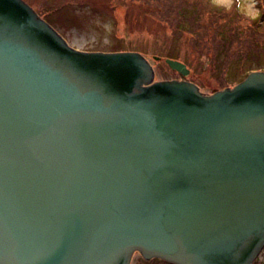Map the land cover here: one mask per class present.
<instances>
[{
  "label": "water",
  "instance_id": "1",
  "mask_svg": "<svg viewBox=\"0 0 264 264\" xmlns=\"http://www.w3.org/2000/svg\"><path fill=\"white\" fill-rule=\"evenodd\" d=\"M154 78L143 54L80 51L0 0V264L252 263L264 70L213 94Z\"/></svg>",
  "mask_w": 264,
  "mask_h": 264
},
{
  "label": "rangeland",
  "instance_id": "2",
  "mask_svg": "<svg viewBox=\"0 0 264 264\" xmlns=\"http://www.w3.org/2000/svg\"><path fill=\"white\" fill-rule=\"evenodd\" d=\"M26 1L71 47L89 53L139 52L152 63L156 80L183 78L210 94L264 70V38L259 44L256 37V29L264 32V0ZM185 4L194 5L196 14L183 15ZM177 60L189 71L168 63ZM131 264L175 263L136 252Z\"/></svg>",
  "mask_w": 264,
  "mask_h": 264
},
{
  "label": "trees",
  "instance_id": "3",
  "mask_svg": "<svg viewBox=\"0 0 264 264\" xmlns=\"http://www.w3.org/2000/svg\"><path fill=\"white\" fill-rule=\"evenodd\" d=\"M187 2V1H186ZM182 13H183V15H185L186 13H188L189 12V10L190 11H194L193 12V14L195 13L196 14V12H197V9L194 7V5H191V8H189L188 6H186V4L182 7ZM264 17V13L263 14H261V19ZM260 22H258V24H259ZM224 24V23H223ZM227 25V24H226ZM228 26V25H227ZM256 32H258V35L256 36V37H258V38H260L259 39V44H261V37L263 36V38H264V32L263 31H261V29L260 28H258V29H256ZM262 48V47H261ZM261 48H260V50H261ZM107 53V52H106ZM262 54V52L261 51H258V53H257V56H255L256 58H257V60L261 57L260 55ZM256 58L254 59V61H256ZM255 70H263V69H255ZM252 72V71H251Z\"/></svg>",
  "mask_w": 264,
  "mask_h": 264
},
{
  "label": "flooded vegetation",
  "instance_id": "4",
  "mask_svg": "<svg viewBox=\"0 0 264 264\" xmlns=\"http://www.w3.org/2000/svg\"><path fill=\"white\" fill-rule=\"evenodd\" d=\"M252 264H264V245L262 246L256 257L254 258Z\"/></svg>",
  "mask_w": 264,
  "mask_h": 264
}]
</instances>
